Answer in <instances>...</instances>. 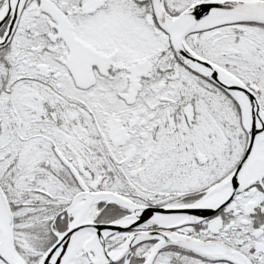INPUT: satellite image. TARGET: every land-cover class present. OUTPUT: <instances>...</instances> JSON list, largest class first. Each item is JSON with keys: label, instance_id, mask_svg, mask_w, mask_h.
I'll return each instance as SVG.
<instances>
[{"label": "snow or ice", "instance_id": "snow-or-ice-1", "mask_svg": "<svg viewBox=\"0 0 264 264\" xmlns=\"http://www.w3.org/2000/svg\"><path fill=\"white\" fill-rule=\"evenodd\" d=\"M0 264H264V0H0Z\"/></svg>", "mask_w": 264, "mask_h": 264}]
</instances>
